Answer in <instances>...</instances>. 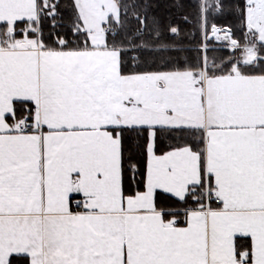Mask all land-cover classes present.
I'll use <instances>...</instances> for the list:
<instances>
[{"label":"snow or ice","instance_id":"snow-or-ice-1","mask_svg":"<svg viewBox=\"0 0 264 264\" xmlns=\"http://www.w3.org/2000/svg\"><path fill=\"white\" fill-rule=\"evenodd\" d=\"M0 264H264V0H0Z\"/></svg>","mask_w":264,"mask_h":264},{"label":"trees","instance_id":"trees-1","mask_svg":"<svg viewBox=\"0 0 264 264\" xmlns=\"http://www.w3.org/2000/svg\"><path fill=\"white\" fill-rule=\"evenodd\" d=\"M201 2H203V0H201ZM221 22H223V21H221ZM234 22V21H233ZM217 55H224V56H226V55H228V53H227V51L225 50V51H221V52H219V53H216Z\"/></svg>","mask_w":264,"mask_h":264}]
</instances>
